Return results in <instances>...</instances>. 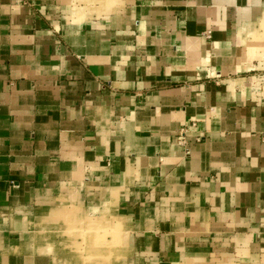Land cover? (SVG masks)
<instances>
[{
    "label": "crops",
    "instance_id": "1",
    "mask_svg": "<svg viewBox=\"0 0 264 264\" xmlns=\"http://www.w3.org/2000/svg\"><path fill=\"white\" fill-rule=\"evenodd\" d=\"M0 264H264V0H0Z\"/></svg>",
    "mask_w": 264,
    "mask_h": 264
},
{
    "label": "built area",
    "instance_id": "2",
    "mask_svg": "<svg viewBox=\"0 0 264 264\" xmlns=\"http://www.w3.org/2000/svg\"><path fill=\"white\" fill-rule=\"evenodd\" d=\"M196 129V125L195 123H192L190 126H187V127H183L181 130H180V133H179V138H178V143L181 147L184 148L185 150V155H189L190 154V150H189V141L187 139V133L189 131V129ZM202 139L201 136H198L196 137V140L197 141H200Z\"/></svg>",
    "mask_w": 264,
    "mask_h": 264
},
{
    "label": "rangeland",
    "instance_id": "3",
    "mask_svg": "<svg viewBox=\"0 0 264 264\" xmlns=\"http://www.w3.org/2000/svg\"><path fill=\"white\" fill-rule=\"evenodd\" d=\"M86 261V260H85ZM88 261V260H87Z\"/></svg>",
    "mask_w": 264,
    "mask_h": 264
}]
</instances>
